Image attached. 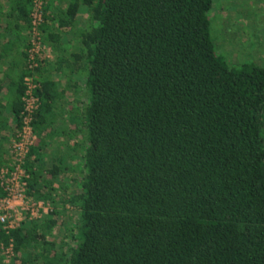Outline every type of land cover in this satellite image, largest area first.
I'll return each mask as SVG.
<instances>
[{
  "label": "trees",
  "instance_id": "16d2710c",
  "mask_svg": "<svg viewBox=\"0 0 264 264\" xmlns=\"http://www.w3.org/2000/svg\"><path fill=\"white\" fill-rule=\"evenodd\" d=\"M213 1L43 0L32 72L35 0H0V60L21 44L14 75L0 69V167L12 168L34 74L24 196L51 205L0 226V264H264V66L215 51ZM74 25L84 96L63 115L40 65L47 41ZM44 133L65 134L73 153L44 159Z\"/></svg>",
  "mask_w": 264,
  "mask_h": 264
},
{
  "label": "built area",
  "instance_id": "2783aa9c",
  "mask_svg": "<svg viewBox=\"0 0 264 264\" xmlns=\"http://www.w3.org/2000/svg\"><path fill=\"white\" fill-rule=\"evenodd\" d=\"M43 0H35L34 8L31 12V25L29 29L30 45L28 51V67L34 71L36 54L44 47L39 27L43 21ZM25 92L22 96V122L16 130L9 144V153L12 157V168L8 166L0 167V184L6 193L0 197V226L8 232L10 228L19 225L24 219L40 218L51 209L49 202L42 200H31L24 196L27 174L23 163L30 146L36 139V133L31 124L32 116L38 106V96L33 93V89L39 87V83L34 78V74L25 75ZM11 251L10 247L6 252Z\"/></svg>",
  "mask_w": 264,
  "mask_h": 264
},
{
  "label": "rangeland",
  "instance_id": "374dc122",
  "mask_svg": "<svg viewBox=\"0 0 264 264\" xmlns=\"http://www.w3.org/2000/svg\"><path fill=\"white\" fill-rule=\"evenodd\" d=\"M211 9L210 31L215 51L221 53L229 65L252 61L264 66V0H214ZM68 146V154L73 153ZM44 150L57 156V151L50 147H44ZM51 154L46 156L44 153L42 157L49 160ZM68 209L74 213L71 206ZM72 216L76 218L75 213ZM55 236L56 239L61 237ZM41 262L37 257L33 264Z\"/></svg>",
  "mask_w": 264,
  "mask_h": 264
},
{
  "label": "crops",
  "instance_id": "0c3cea01",
  "mask_svg": "<svg viewBox=\"0 0 264 264\" xmlns=\"http://www.w3.org/2000/svg\"><path fill=\"white\" fill-rule=\"evenodd\" d=\"M6 8V4L4 5ZM80 25V22H77ZM57 30H55L56 32ZM5 36L13 37V33L5 32ZM0 41L3 38L0 37ZM48 42V50L43 55L42 63L40 65L41 74L48 76L51 79L57 81L56 87L54 88V93L57 95L55 108L57 112L61 114H66L70 110L75 98H81L84 96V85L83 74L81 71V62L73 60L74 52L81 49V43L77 37L75 25L74 29L71 27H63L58 31V40H51ZM21 44L17 42L12 50L4 52V56L0 60V69L2 67L8 66L11 68V75L20 67L21 62L18 60L17 64L10 63L12 58L20 56L19 49ZM2 50L0 49V53ZM22 60V59H21ZM43 76V77H44ZM8 78L5 79V82ZM5 91L0 90V99L5 100ZM60 115L58 114V117ZM60 117L56 119L55 124H59ZM61 123V122H60ZM43 136V148L40 149V153L50 155V152L44 150V147H50L57 151L58 158L59 154L65 153L66 147L71 146V141L65 134L60 133H44ZM9 140L7 141L8 144ZM65 147V148H64ZM51 151V150H50ZM54 154V153H53ZM52 156V154H51ZM53 158V156H52ZM50 158L49 160H51Z\"/></svg>",
  "mask_w": 264,
  "mask_h": 264
}]
</instances>
